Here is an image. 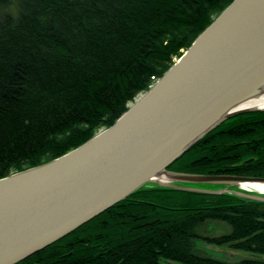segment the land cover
<instances>
[{
  "label": "trees",
  "instance_id": "obj_1",
  "mask_svg": "<svg viewBox=\"0 0 264 264\" xmlns=\"http://www.w3.org/2000/svg\"><path fill=\"white\" fill-rule=\"evenodd\" d=\"M231 1L0 0V178L112 125ZM169 169L264 177V110L222 121ZM212 222L229 231L206 234ZM197 240L264 255V201L147 184L16 264H264Z\"/></svg>",
  "mask_w": 264,
  "mask_h": 264
},
{
  "label": "water",
  "instance_id": "obj_2",
  "mask_svg": "<svg viewBox=\"0 0 264 264\" xmlns=\"http://www.w3.org/2000/svg\"><path fill=\"white\" fill-rule=\"evenodd\" d=\"M263 93L264 0H232L112 125L0 178V264L26 259L147 184H264V177L169 170L222 121L264 110L241 107Z\"/></svg>",
  "mask_w": 264,
  "mask_h": 264
},
{
  "label": "rangeland",
  "instance_id": "obj_3",
  "mask_svg": "<svg viewBox=\"0 0 264 264\" xmlns=\"http://www.w3.org/2000/svg\"><path fill=\"white\" fill-rule=\"evenodd\" d=\"M170 170V169H169ZM174 171V170H172ZM154 185V184H152ZM198 188L210 191H219L221 193H231L233 195H238L241 197L248 198H261L264 199V188H256L250 183H230V184H194L189 189ZM244 195V196H243ZM206 234L211 236L222 235L229 231L228 225L222 222H212L206 227ZM196 248L205 254L211 255L213 257L226 260V261H237L242 258H260L264 259V255L255 253L252 251L238 250L225 245H216L205 242L203 240L196 241Z\"/></svg>",
  "mask_w": 264,
  "mask_h": 264
},
{
  "label": "bare ground",
  "instance_id": "obj_4",
  "mask_svg": "<svg viewBox=\"0 0 264 264\" xmlns=\"http://www.w3.org/2000/svg\"><path fill=\"white\" fill-rule=\"evenodd\" d=\"M241 107H248V108H264V93L254 97L252 99L247 100L245 103L241 105ZM167 178L165 175L162 177V181ZM252 186L256 188H264V184L262 183H252Z\"/></svg>",
  "mask_w": 264,
  "mask_h": 264
}]
</instances>
